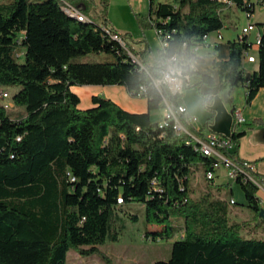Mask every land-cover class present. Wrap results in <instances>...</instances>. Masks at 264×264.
Here are the masks:
<instances>
[{"label":"trees","instance_id":"16d2710c","mask_svg":"<svg viewBox=\"0 0 264 264\" xmlns=\"http://www.w3.org/2000/svg\"><path fill=\"white\" fill-rule=\"evenodd\" d=\"M65 1L89 20L70 16ZM109 3L0 1V88L20 86L11 97L24 111L16 118L0 103V264H67L71 250L115 264L100 246L119 239L114 218L120 205L131 201L143 203L147 223L159 227L149 229V238L169 240L184 232L174 240L170 259L153 264H264V236L244 233L248 220L232 219L230 196L207 177L216 159L187 143V134H177L172 123L161 127L153 120L152 112L162 106L145 90L139 72L165 46L187 44L199 60L192 47L224 27L225 4L150 0L148 14H136L140 27L162 29L170 37L157 50H137L133 35L109 18ZM247 47L232 40L229 58L215 59L213 70L200 71L185 90L195 88L208 106L213 95L202 87L217 84L216 70L221 89L232 94L244 85L251 102L264 86V37L254 71L244 65ZM91 53L113 59L87 60ZM84 85H123L131 96L148 100V111L126 110L102 95H94L93 105L83 109L72 88ZM183 96L174 105L184 104ZM180 117L196 130L185 115ZM229 136L234 144L240 133ZM224 153L242 163L237 150ZM202 168L205 184L196 196L191 177ZM153 178L163 192L153 190ZM236 179L258 215L259 185L241 173Z\"/></svg>","mask_w":264,"mask_h":264},{"label":"crops","instance_id":"0c3cea01","mask_svg":"<svg viewBox=\"0 0 264 264\" xmlns=\"http://www.w3.org/2000/svg\"><path fill=\"white\" fill-rule=\"evenodd\" d=\"M148 1L149 12L150 0ZM125 2V12L130 14L131 10L134 12L137 11L136 0H125ZM111 4H113V2H111ZM78 6H85V3L80 2ZM112 6L113 5H111V8ZM229 8H231V10ZM229 8H225L226 11L224 9L223 12V14H225V25L220 30L223 34V39L218 41L217 32H213L197 52L198 57H200L198 67L202 72L213 70L212 63L215 59L223 60L228 59L230 56V42L236 39L240 32V27L239 29L237 26L234 27V23H238L237 19H240V16L235 7L230 6ZM95 13L98 17L97 21L100 22L101 17L99 11L95 10ZM110 19L117 28L124 30L116 23L114 18ZM240 20L243 21L242 25H244L247 18L244 16V18ZM253 20L258 23H264V9L262 7H257ZM234 28L236 30H234ZM140 29L143 33L141 32L137 37L138 42L135 44L137 50L143 49L144 47L156 50L162 46L161 38L157 34L155 28ZM244 65L249 71L258 69V62H246ZM214 72L217 77V84L213 87L206 85L202 87V92L211 93L213 95L212 103L208 106L205 105L201 93L195 88H190L184 90V104L187 106L188 114L197 117L193 125L198 130L199 135L205 136V134L211 131L226 136L231 135L235 131L240 133L237 141H235L230 149L233 151L237 150L240 159L254 163L257 180L261 183L257 193L259 197V210L260 213L264 214V86L257 91L251 102H247V89L244 85L236 87L233 93L229 94L226 90L220 88L217 71L214 70ZM72 89L81 97L80 107L83 109L93 105L92 97L94 95H102L114 100L126 110L132 112L148 111V100L146 98L131 96L123 85H84L73 86ZM225 94H227V96ZM83 98L84 100H82ZM226 98L228 99L227 103H225ZM158 111H161L162 116H164L165 109L161 107L152 112L153 120V114ZM236 111H240L243 117V121L239 123L236 122ZM158 119L161 120L162 118H157V120ZM257 119H262V121L257 122ZM223 175L226 176V172H224ZM218 176L221 175L217 174V177ZM215 179L214 183L219 184ZM238 182L241 183L244 189L243 183L241 181ZM232 197L235 198V195L229 198ZM246 200L245 205L241 208L234 206L237 204V199L235 198L236 203L232 204V219L237 222L248 220V223L244 227L245 234L264 236V225L255 226L252 224L253 219H255L257 215L249 212L251 208L247 196ZM183 235L184 232L180 237ZM169 240L174 242L175 239L172 238Z\"/></svg>","mask_w":264,"mask_h":264},{"label":"rangeland","instance_id":"374dc122","mask_svg":"<svg viewBox=\"0 0 264 264\" xmlns=\"http://www.w3.org/2000/svg\"><path fill=\"white\" fill-rule=\"evenodd\" d=\"M0 1H8V0H0ZM43 1V0H37ZM137 11L134 12L131 10V13L125 12V0H110L109 8H108V16L109 18H114L116 23L122 27V31L130 32L133 35L135 42H138V35L141 34L142 30L140 29V25L137 20V15L148 14V0H136ZM113 2V4H111ZM111 5L112 8H111ZM225 8H229L225 5ZM240 19L244 18L245 12L242 8L235 7ZM231 10V8H229ZM227 9V10H229ZM229 10V11H230ZM226 11V9H225ZM92 16L95 20H98L97 14L93 10L91 12ZM137 14V15H136ZM224 19H225V14ZM239 18L238 23H234V27H242L243 21ZM234 30H236L234 28ZM143 33V32H142ZM160 48V47H159ZM157 48V49H159ZM156 49V50H157ZM22 59V57H21ZM87 60L94 61H105L113 59L112 55H108L105 53H91L86 56ZM20 86L10 85L3 86L1 89L8 90L13 96L19 90ZM11 101L13 108L11 110L14 111V117L19 118L23 116L24 111L16 107L13 103L12 97L8 99ZM84 100V98L82 99ZM154 120L157 121V118H163L161 111L155 112L153 114ZM159 120V119H158ZM226 172L224 167L218 168L216 174L221 176L216 177V181L219 182V185L222 186L224 192L228 194V196L235 195L237 199V204L234 206H238L243 208L246 203L245 191L235 178H228L223 175ZM205 171L202 168L198 172H196L191 177V184L195 188V195H200V190L203 189L205 184ZM253 214L254 211L251 209ZM133 216H136L135 218ZM114 223L119 230V239L116 241L108 240L105 244L100 246V249L105 251L109 256H111L115 262V264H152L157 260H168L172 254V245L168 239H163L161 241L151 240L147 233L149 229L157 227V225L148 224L146 221V213H145V205L140 202L131 201L127 203H123L120 205L119 211L114 218ZM252 224L255 226H263L264 225V216L259 213L255 219H253ZM159 228V227H157ZM183 231H179L173 238H179ZM67 264H107L104 259L98 254L85 256L82 255L77 250H71L68 254Z\"/></svg>","mask_w":264,"mask_h":264},{"label":"built area","instance_id":"2783aa9c","mask_svg":"<svg viewBox=\"0 0 264 264\" xmlns=\"http://www.w3.org/2000/svg\"><path fill=\"white\" fill-rule=\"evenodd\" d=\"M156 1H172V0H156ZM223 2L227 6H233L242 8L245 12V17L247 21L240 28V32L236 38V40L241 42H247L248 47L243 52V61L246 62H258V49L260 44L262 43V39L264 37V23H258L253 20V16L257 7H262L264 9V0H218ZM63 9L72 17H76L79 20H89L79 8L71 5L66 2L63 5ZM157 34L161 38V44L167 45L168 38L170 37L169 33L163 32L162 29L156 30ZM210 34H206L203 36V42H206L209 38ZM114 38L121 40L118 35H114ZM223 34L221 31H217V40H222ZM203 43L196 44L192 47L194 52H198ZM11 98V93L8 90H4L0 88V103L5 106L7 109L13 108L11 101L8 99ZM188 109L185 104H180L178 106L175 105L174 111L170 114L167 110H165L163 118L159 121V125L161 127L168 126L170 123L173 124L174 129L177 134L185 135L187 134V143L193 144L196 150L201 151L203 154L207 156L214 157L216 160L213 163V168L208 170L207 177L209 179H215L217 177V170L220 167H224L226 170V174L230 178H236L237 174L241 173L245 175L247 178L253 180L259 186L261 183L254 177L253 172H255L254 163L248 160H242V163L237 164L231 158H229L225 153V149H229L233 146V142L231 141L230 136L222 135L217 132H209L205 134V136L199 135L198 130H190L182 121L181 115H185L186 119L194 124L197 120L196 116L188 114ZM236 122L239 123L243 121V117L240 111H236ZM153 190L161 193L164 188L159 185L158 180L156 178L152 179L151 182ZM187 201V198L184 199L183 203ZM119 203H123V197L120 196L118 198ZM231 203H236L235 198H231ZM184 236V235H183ZM151 240H154L150 238ZM161 238H158L157 241H161Z\"/></svg>","mask_w":264,"mask_h":264},{"label":"clouds","instance_id":"9594fccd","mask_svg":"<svg viewBox=\"0 0 264 264\" xmlns=\"http://www.w3.org/2000/svg\"><path fill=\"white\" fill-rule=\"evenodd\" d=\"M198 63V58L189 52L187 44L165 46L141 65L139 72L145 90L158 97L162 108L171 114L175 109V98L191 86L194 78L201 75ZM227 102L226 98L225 103Z\"/></svg>","mask_w":264,"mask_h":264},{"label":"water","instance_id":"95a60500","mask_svg":"<svg viewBox=\"0 0 264 264\" xmlns=\"http://www.w3.org/2000/svg\"><path fill=\"white\" fill-rule=\"evenodd\" d=\"M263 216H264V214L263 213H261Z\"/></svg>","mask_w":264,"mask_h":264}]
</instances>
